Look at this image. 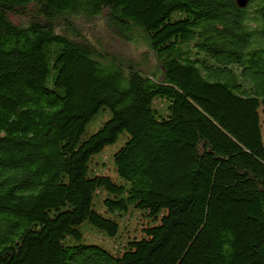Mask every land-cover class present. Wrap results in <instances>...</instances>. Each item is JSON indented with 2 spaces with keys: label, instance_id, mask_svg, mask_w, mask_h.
Returning a JSON list of instances; mask_svg holds the SVG:
<instances>
[{
  "label": "trees",
  "instance_id": "16d2710c",
  "mask_svg": "<svg viewBox=\"0 0 264 264\" xmlns=\"http://www.w3.org/2000/svg\"><path fill=\"white\" fill-rule=\"evenodd\" d=\"M262 113L264 0H0V264H264Z\"/></svg>",
  "mask_w": 264,
  "mask_h": 264
},
{
  "label": "rangeland",
  "instance_id": "374dc122",
  "mask_svg": "<svg viewBox=\"0 0 264 264\" xmlns=\"http://www.w3.org/2000/svg\"><path fill=\"white\" fill-rule=\"evenodd\" d=\"M97 28H98L97 33L103 32L102 27L97 26ZM104 37H105V35H104ZM105 39H106V37H105ZM138 50L140 51V49H138ZM138 50L133 49L131 47H127L125 52L130 53L134 57H138V55L140 54L138 52ZM150 62H151L150 63L151 65L154 64L153 61H150ZM103 118H105V117H99V118H96L94 121H91L87 125L86 131L91 132V131L95 130L97 128V126L99 125V122ZM262 120L263 121H261V131L264 134V113H262ZM122 140H123V137L120 135L113 143L106 145L101 152H99L98 154L93 156L92 161H94V162L98 161L99 163L101 162L104 164L103 166H101V165H95L93 163H90V168H92L95 173H97V172L102 173L103 172V173L111 175V176L114 175V172L112 170L111 157L109 156V154L111 152H113L121 144ZM81 232L83 233V238L85 239V241L100 244L101 246L110 249L112 252L116 251L115 247L117 246V243L119 241V239L117 237H109V236L105 235V233L103 231L96 230L95 228L91 227L86 222L82 223Z\"/></svg>",
  "mask_w": 264,
  "mask_h": 264
},
{
  "label": "water",
  "instance_id": "95a60500",
  "mask_svg": "<svg viewBox=\"0 0 264 264\" xmlns=\"http://www.w3.org/2000/svg\"><path fill=\"white\" fill-rule=\"evenodd\" d=\"M234 1L235 4L240 8L244 7L247 4V0H234Z\"/></svg>",
  "mask_w": 264,
  "mask_h": 264
}]
</instances>
